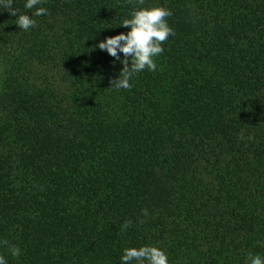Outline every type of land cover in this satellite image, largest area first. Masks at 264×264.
<instances>
[{"label":"trees","instance_id":"16d2710c","mask_svg":"<svg viewBox=\"0 0 264 264\" xmlns=\"http://www.w3.org/2000/svg\"><path fill=\"white\" fill-rule=\"evenodd\" d=\"M39 6L28 31L0 9V240L21 249L0 245L8 264H120L144 244L168 264L264 256V0ZM151 6L174 35L156 71L116 90L122 66L96 44Z\"/></svg>","mask_w":264,"mask_h":264},{"label":"clouds","instance_id":"9594fccd","mask_svg":"<svg viewBox=\"0 0 264 264\" xmlns=\"http://www.w3.org/2000/svg\"><path fill=\"white\" fill-rule=\"evenodd\" d=\"M14 0H0V9L8 10L16 18L13 24L21 31H28L36 26L35 17L48 14V9L43 6L42 0H24L23 7L28 12L20 13L13 7ZM143 4L144 0H137ZM172 12L164 6L134 7L126 18H122L119 27L127 28L126 33L121 32L111 37H105L96 44L101 51L118 61L122 66L117 78L111 81V87L116 90L128 89L131 87L130 80L142 71L154 72L157 70L155 62L164 51L162 44L171 35L173 29L168 25L167 17ZM122 54L121 55H118ZM144 215L147 216V211ZM130 221L121 225V231L130 226ZM0 245L7 247L8 254L12 258L21 255L19 246L9 244L6 240H0ZM245 264H264V256L259 253L249 252L245 258ZM120 264H168L167 253L157 246L144 244L140 247H125L121 249L119 256ZM0 264H8L5 256L0 255Z\"/></svg>","mask_w":264,"mask_h":264}]
</instances>
